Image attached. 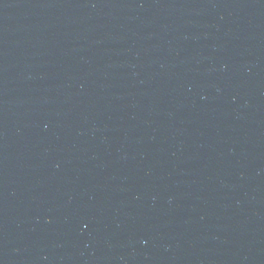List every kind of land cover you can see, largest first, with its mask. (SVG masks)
I'll list each match as a JSON object with an SVG mask.
<instances>
[{
    "label": "water",
    "instance_id": "water-1",
    "mask_svg": "<svg viewBox=\"0 0 264 264\" xmlns=\"http://www.w3.org/2000/svg\"><path fill=\"white\" fill-rule=\"evenodd\" d=\"M264 207V0H0V264H247Z\"/></svg>",
    "mask_w": 264,
    "mask_h": 264
}]
</instances>
